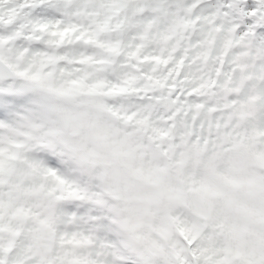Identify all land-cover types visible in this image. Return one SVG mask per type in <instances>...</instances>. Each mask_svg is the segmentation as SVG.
<instances>
[{
	"label": "clouds",
	"instance_id": "1",
	"mask_svg": "<svg viewBox=\"0 0 264 264\" xmlns=\"http://www.w3.org/2000/svg\"><path fill=\"white\" fill-rule=\"evenodd\" d=\"M0 264H264V0H0Z\"/></svg>",
	"mask_w": 264,
	"mask_h": 264
}]
</instances>
